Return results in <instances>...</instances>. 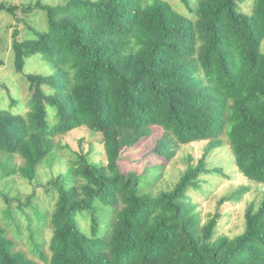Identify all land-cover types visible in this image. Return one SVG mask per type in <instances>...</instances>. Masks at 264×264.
Listing matches in <instances>:
<instances>
[{
  "label": "trees",
  "instance_id": "16d2710c",
  "mask_svg": "<svg viewBox=\"0 0 264 264\" xmlns=\"http://www.w3.org/2000/svg\"><path fill=\"white\" fill-rule=\"evenodd\" d=\"M182 1L189 14L167 0L37 2L34 7L47 11V29L24 40L15 31V68L22 71L25 58L40 53L54 72L27 75L33 103L27 119L0 109V152L22 158L0 180L19 173L32 181L56 135L83 125L100 132L105 146L102 163L80 153L72 172L45 185L57 193L48 259L30 217L36 208V219H46L32 203L36 193L26 202L17 198L29 237L49 264H264V198L247 206L244 231L230 236L218 232L220 210L203 221L191 194L205 191L202 174L216 170L207 158L224 135L239 172L264 184V0H250V14L242 0ZM18 8L0 0V11ZM48 106L59 116L54 123ZM154 127L163 130L153 149L161 161L153 162L156 170L181 144L208 141L198 162L189 158L167 190H154L159 176L143 184V173L123 168L126 153ZM248 189L240 187L221 203L241 199ZM0 197L13 216L16 198L2 189ZM78 211L88 212L85 230ZM0 264H40L17 248L1 220Z\"/></svg>",
  "mask_w": 264,
  "mask_h": 264
},
{
  "label": "rangeland",
  "instance_id": "374dc122",
  "mask_svg": "<svg viewBox=\"0 0 264 264\" xmlns=\"http://www.w3.org/2000/svg\"><path fill=\"white\" fill-rule=\"evenodd\" d=\"M7 6L17 5L18 9L14 12L0 11V57L4 64L0 66V109L8 110L14 114H20L26 119L33 110V103L29 100L30 82L27 78L29 73H42L50 75L54 72V67L41 54L37 53L25 58V66L22 71H18L14 65V51L12 48L15 31L19 30L17 38L24 40L35 38L37 32H43L47 29L48 16L47 11L41 7H34L37 2L43 4L58 5L64 4L68 0H1ZM177 10L189 14L187 6L182 0H167ZM250 0H242L239 5L246 14L252 12ZM32 5L34 8L29 12H24L20 6ZM261 50L264 52V39L261 44ZM49 113V122L54 123L59 119L56 111L51 106L47 107ZM163 132L161 128L154 127L151 137L145 138L135 149H130L125 155L123 161L124 170L136 168L139 173H143V184H148V180L159 176L154 190L170 189L175 185L188 167L189 158L194 163L203 155L207 140L195 141L188 144H181L176 151V155L168 162H162L161 170L153 169L157 161L153 155L155 140L159 133ZM54 148L39 163L35 178L30 181L21 174H15L0 180V189L9 194L10 198H16L12 201L14 215L6 211V202L0 197V220L8 229V233L17 242V248L24 250L30 257L36 259L40 264H49L39 256L36 246L29 237L28 221L24 214L17 212L19 197L26 202L27 196L36 193L33 205H37L46 213V219L40 221L36 219L34 213H38L34 208V213H30L33 221V230L37 233V243L44 250L45 257H50L49 242L52 236V227L50 223L51 212L57 199L55 188L50 191L45 189V185L53 178L61 174L72 172L74 162L80 153H89V160L94 164L102 163L105 156V146L103 135L100 132L90 130L83 125L72 129L66 133H59L54 138ZM13 157V160H12ZM22 158L11 153L0 152V175L20 164ZM208 166L216 168L215 171L203 173L206 181L203 183L205 191L202 189L192 190L193 200L201 213L203 221H207L216 211L220 210L223 215L219 220L218 232L230 236L237 235L245 229V210L251 202L257 204L264 198V184L254 182L239 172L235 161L232 148L224 135V144L216 148L207 158ZM148 176V178H147ZM72 174L68 178L72 179ZM67 178V179H68ZM66 179V181H67ZM242 186L249 187L241 199L230 198L221 203L226 196H230ZM37 187V188H35ZM12 217L19 220L22 235H20L15 226H13ZM11 220V221H10ZM17 220V221H18ZM78 220L81 228H88L90 219L88 212L78 211ZM32 230V229H31ZM85 230V229H84Z\"/></svg>",
  "mask_w": 264,
  "mask_h": 264
}]
</instances>
